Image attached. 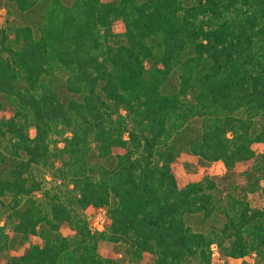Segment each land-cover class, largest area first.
I'll list each match as a JSON object with an SVG mask.
<instances>
[{"label": "trees", "instance_id": "obj_1", "mask_svg": "<svg viewBox=\"0 0 264 264\" xmlns=\"http://www.w3.org/2000/svg\"><path fill=\"white\" fill-rule=\"evenodd\" d=\"M7 1L23 20L0 27V252L10 234L23 250L0 264H119L100 241L132 264H212L213 244L264 264V0ZM184 147L226 179L246 162L244 183L181 185Z\"/></svg>", "mask_w": 264, "mask_h": 264}, {"label": "rangeland", "instance_id": "obj_2", "mask_svg": "<svg viewBox=\"0 0 264 264\" xmlns=\"http://www.w3.org/2000/svg\"><path fill=\"white\" fill-rule=\"evenodd\" d=\"M22 16L13 2L7 0H0V27L3 26H17L22 22ZM114 32H119L121 30L120 25H114L112 27ZM176 77V76H174ZM173 80H176L174 78ZM5 114L10 116L12 110L8 107L5 108ZM195 124V122H193ZM30 133L33 134V129H30ZM255 148L256 145H255ZM175 175L181 185L186 184L189 181L202 179L208 177L213 179L218 184V190L225 192L226 190L232 188V184L242 185L244 183L243 170L247 166L246 162H238L235 166V170L231 178L226 179L225 168L220 162H210L203 160L202 158L192 155L187 147L181 149L177 157L172 163ZM40 175L44 177L43 186L50 188L54 183L50 179V174L47 171L40 172ZM37 198H40V194H36ZM248 199L251 201L252 205H264V196L261 194H249ZM2 199H0L1 202ZM7 202L6 199H4ZM1 206V204H0ZM84 214L87 218L88 224L92 230L97 225V221L100 217L106 220L105 207H88ZM6 217V210L0 211V222L3 223ZM104 220V224H105ZM186 222L193 227H196L195 221L192 217H187ZM104 227V226H103ZM6 230L9 229V225L5 226ZM60 232L66 236H72V231L67 226L66 223H62L60 226ZM11 236V246L8 249L0 252V260L5 262L9 257L22 252L23 247L18 242V237L14 234ZM34 242L40 243L38 237L33 238ZM214 248L217 251L216 255L213 256L212 264H253V259L251 258H229L221 256L217 246L215 244ZM98 252L102 256H115L119 260V264H132L128 259L123 257L122 246L119 244H113L108 241H100L98 243ZM152 260L151 256H148Z\"/></svg>", "mask_w": 264, "mask_h": 264}, {"label": "built area", "instance_id": "obj_3", "mask_svg": "<svg viewBox=\"0 0 264 264\" xmlns=\"http://www.w3.org/2000/svg\"><path fill=\"white\" fill-rule=\"evenodd\" d=\"M104 220L105 219L103 217H100L94 229L102 230L104 226ZM211 249H212V255L215 256L217 251L215 250L214 245L211 246Z\"/></svg>", "mask_w": 264, "mask_h": 264}]
</instances>
